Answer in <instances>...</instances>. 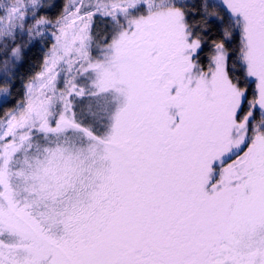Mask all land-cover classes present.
<instances>
[{
    "label": "snow or ice",
    "instance_id": "6c2138e0",
    "mask_svg": "<svg viewBox=\"0 0 264 264\" xmlns=\"http://www.w3.org/2000/svg\"><path fill=\"white\" fill-rule=\"evenodd\" d=\"M0 264H264V0H0Z\"/></svg>",
    "mask_w": 264,
    "mask_h": 264
},
{
    "label": "trees",
    "instance_id": "16d2710c",
    "mask_svg": "<svg viewBox=\"0 0 264 264\" xmlns=\"http://www.w3.org/2000/svg\"><path fill=\"white\" fill-rule=\"evenodd\" d=\"M50 3H54L55 0H49ZM210 30L212 35L215 36L216 33V26L210 25ZM40 49L36 48L32 52L29 53L28 56V63L26 64L25 68L21 70V76L27 75L29 72L35 70L34 66H38L39 64V56H40Z\"/></svg>",
    "mask_w": 264,
    "mask_h": 264
}]
</instances>
